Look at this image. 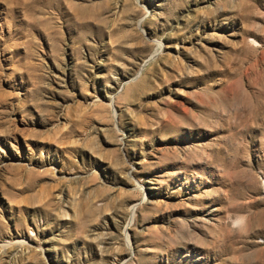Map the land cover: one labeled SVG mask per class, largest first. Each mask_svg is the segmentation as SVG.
Masks as SVG:
<instances>
[{
  "label": "rangeland",
  "instance_id": "374dc122",
  "mask_svg": "<svg viewBox=\"0 0 264 264\" xmlns=\"http://www.w3.org/2000/svg\"><path fill=\"white\" fill-rule=\"evenodd\" d=\"M0 264H264V0H0Z\"/></svg>",
  "mask_w": 264,
  "mask_h": 264
},
{
  "label": "bare ground",
  "instance_id": "6f19581e",
  "mask_svg": "<svg viewBox=\"0 0 264 264\" xmlns=\"http://www.w3.org/2000/svg\"><path fill=\"white\" fill-rule=\"evenodd\" d=\"M215 107H217V106H215Z\"/></svg>",
  "mask_w": 264,
  "mask_h": 264
}]
</instances>
